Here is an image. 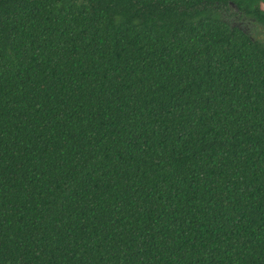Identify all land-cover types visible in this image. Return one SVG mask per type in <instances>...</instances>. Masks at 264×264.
Listing matches in <instances>:
<instances>
[{"label": "trees", "instance_id": "16d2710c", "mask_svg": "<svg viewBox=\"0 0 264 264\" xmlns=\"http://www.w3.org/2000/svg\"><path fill=\"white\" fill-rule=\"evenodd\" d=\"M264 0H0V264H264Z\"/></svg>", "mask_w": 264, "mask_h": 264}, {"label": "rangeland", "instance_id": "374dc122", "mask_svg": "<svg viewBox=\"0 0 264 264\" xmlns=\"http://www.w3.org/2000/svg\"><path fill=\"white\" fill-rule=\"evenodd\" d=\"M225 20L230 25L240 27L248 36L264 45V27L262 25L252 19L242 17L235 9L230 11Z\"/></svg>", "mask_w": 264, "mask_h": 264}]
</instances>
